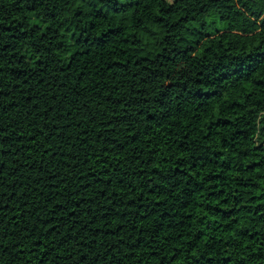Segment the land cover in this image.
I'll return each mask as SVG.
<instances>
[{"label":"trees","instance_id":"1","mask_svg":"<svg viewBox=\"0 0 264 264\" xmlns=\"http://www.w3.org/2000/svg\"><path fill=\"white\" fill-rule=\"evenodd\" d=\"M125 6L0 0V264H264V0Z\"/></svg>","mask_w":264,"mask_h":264},{"label":"snow or ice","instance_id":"2","mask_svg":"<svg viewBox=\"0 0 264 264\" xmlns=\"http://www.w3.org/2000/svg\"><path fill=\"white\" fill-rule=\"evenodd\" d=\"M178 0H168L169 6H175ZM218 2V0H216ZM98 3L100 5V9H103L104 11H108L110 8L116 12L117 15H120L123 12L127 11V7L125 5H128L131 3V0H98ZM234 3H236L237 7L240 6L241 0H234ZM163 7V5H162ZM231 7V6H230ZM100 9H97L99 11ZM261 63H264V61H260ZM3 89H0V92H2ZM5 132L3 127H0V138L4 137ZM4 141L0 139V157L3 156V153L7 150L3 148ZM5 165L2 158H0V186L3 185V177L5 176ZM195 255V253H193ZM112 259L111 256H104L102 253H97L92 258V264H109V261ZM197 262L199 261V257H196ZM85 260H87V256H85ZM83 264V262H81Z\"/></svg>","mask_w":264,"mask_h":264},{"label":"rangeland","instance_id":"3","mask_svg":"<svg viewBox=\"0 0 264 264\" xmlns=\"http://www.w3.org/2000/svg\"><path fill=\"white\" fill-rule=\"evenodd\" d=\"M32 24H34V25H38V26H40V27H42V28H45V25L42 24V23H41L39 20H37V19H32ZM218 27H219V28H222L223 25L219 24ZM29 58H30V57H29ZM31 60H32V58H31Z\"/></svg>","mask_w":264,"mask_h":264}]
</instances>
